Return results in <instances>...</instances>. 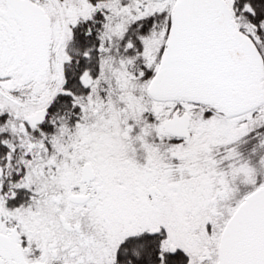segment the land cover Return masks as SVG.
Wrapping results in <instances>:
<instances>
[{"label":"snow or ice","instance_id":"1","mask_svg":"<svg viewBox=\"0 0 264 264\" xmlns=\"http://www.w3.org/2000/svg\"><path fill=\"white\" fill-rule=\"evenodd\" d=\"M0 264H264V0H0Z\"/></svg>","mask_w":264,"mask_h":264}]
</instances>
